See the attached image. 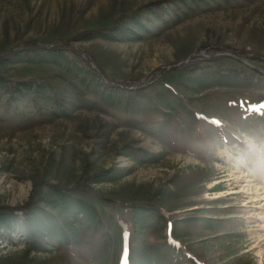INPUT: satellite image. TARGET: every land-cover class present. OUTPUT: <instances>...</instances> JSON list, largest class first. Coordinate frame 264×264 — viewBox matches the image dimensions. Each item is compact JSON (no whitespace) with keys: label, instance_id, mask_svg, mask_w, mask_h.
Here are the masks:
<instances>
[{"label":"rangeland","instance_id":"rangeland-1","mask_svg":"<svg viewBox=\"0 0 264 264\" xmlns=\"http://www.w3.org/2000/svg\"><path fill=\"white\" fill-rule=\"evenodd\" d=\"M154 1L0 0V55L64 47L134 104L86 93L85 106L51 64L10 74L47 79L53 101H0V208L17 209L0 223V264H127L129 239L144 254L133 264H264V0H207L139 41L83 39ZM57 187L101 219L70 245L18 210Z\"/></svg>","mask_w":264,"mask_h":264},{"label":"trees","instance_id":"trees-1","mask_svg":"<svg viewBox=\"0 0 264 264\" xmlns=\"http://www.w3.org/2000/svg\"><path fill=\"white\" fill-rule=\"evenodd\" d=\"M207 0H159L150 2L129 15L119 17L108 28L94 32L82 34L83 39L90 40L95 34L108 41H139L144 33H149V25L155 21L164 22L165 17L192 9L205 3ZM68 50L60 46L45 47L37 43H30L26 48L20 50H11L0 55V101L4 100L8 104L20 101L26 94L39 95L42 99L53 101L50 96H45V91L52 92L53 85L47 79L35 80H13L10 74L16 71L19 65H42L51 64L62 68L70 77L77 97L81 98L85 106H91L92 102L85 95L89 93L92 97L100 99L109 107H119L125 100L127 106H132L131 96H126L125 88L105 85L102 78L97 74V69L93 68L89 62L78 60L79 55L69 53ZM220 58V57H219ZM218 59V58H216ZM214 59L213 61H215ZM104 77V76H103ZM106 80V78L104 77ZM109 83L108 80H106ZM125 89V90H124ZM139 91L144 90L139 88ZM130 93V92H129ZM133 110V109H131ZM62 115L68 116L65 110ZM108 171H102L94 176V182H105ZM55 199H40V203L44 207L38 206L36 210L30 209L29 205L19 208L23 212L26 222H33L38 217L46 220L45 238L51 243L68 242V244L76 243L75 236L80 227L91 225L96 228L101 225V219L97 210L93 205L84 199L76 197L62 188L54 189ZM17 209L0 208V223L7 222ZM51 210H59V214L54 215ZM142 213L143 211H139ZM136 212L134 218H139ZM135 221V219H134ZM40 225V224H39ZM8 228L7 225H4ZM134 242L129 239L127 264H133L135 259L143 263L140 259L144 258V254L139 256L133 253L132 244ZM38 250L37 248H35ZM117 263V262H116Z\"/></svg>","mask_w":264,"mask_h":264}]
</instances>
